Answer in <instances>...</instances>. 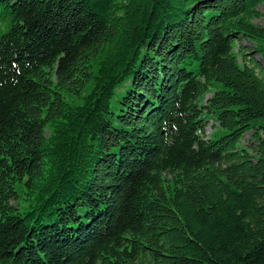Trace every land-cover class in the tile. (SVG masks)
<instances>
[{"label": "trees", "instance_id": "16d2710c", "mask_svg": "<svg viewBox=\"0 0 264 264\" xmlns=\"http://www.w3.org/2000/svg\"><path fill=\"white\" fill-rule=\"evenodd\" d=\"M261 7L0 0V264H264Z\"/></svg>", "mask_w": 264, "mask_h": 264}, {"label": "rangeland", "instance_id": "374dc122", "mask_svg": "<svg viewBox=\"0 0 264 264\" xmlns=\"http://www.w3.org/2000/svg\"><path fill=\"white\" fill-rule=\"evenodd\" d=\"M260 11L263 15L262 19L260 20H255L254 23L255 24H258V25H261V26H264V7H261L260 8ZM256 59L260 62V64H262V66L264 67V62L262 60L259 59L258 56H256ZM121 93V92H120ZM210 95L207 96V98H209ZM80 100V98H75L73 100V103L77 104L78 101ZM208 126L206 127V131H205V136L207 138H212V139H216L218 137H221L222 135L225 134V132L218 126L216 125L215 123L213 122H208L207 124ZM249 139V136L246 137L245 141H244V144L246 143V141ZM14 206H17L18 205V202H14L13 203Z\"/></svg>", "mask_w": 264, "mask_h": 264}]
</instances>
